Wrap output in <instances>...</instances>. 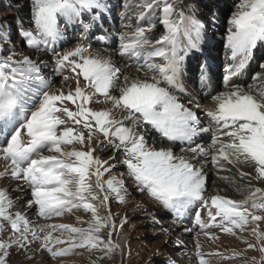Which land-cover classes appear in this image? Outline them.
I'll return each instance as SVG.
<instances>
[{
	"label": "snow or ice",
	"instance_id": "snow-or-ice-1",
	"mask_svg": "<svg viewBox=\"0 0 264 264\" xmlns=\"http://www.w3.org/2000/svg\"><path fill=\"white\" fill-rule=\"evenodd\" d=\"M122 4V26L114 31L103 29L117 7L111 0H29L27 19L21 18L16 29L19 45L13 42L11 25L0 23V178L16 181L17 191L26 194L27 209H37L44 220L80 210L91 214L87 227L31 221L27 211H13L20 198L0 187V233L11 231L7 239L0 238V264H9L12 249L31 258L46 251L60 264L79 254L78 249L100 254L92 264L116 252L123 256L124 247L112 238L117 224L109 205L113 196L123 204L129 195L125 183L111 174L116 167L112 160L121 152L119 163L136 191L178 216L195 205L207 210L208 220L197 211L195 224L213 240L218 237L210 228L233 236L249 231L255 243L237 237L247 247L228 258L264 264V187L251 182H264V71L254 73L247 86L233 82L264 43V0H238L230 13L222 37L231 61L223 77L225 90L209 93V107L195 99V90L191 96L184 93L188 61L199 56L204 57L199 81L209 86L213 34L208 26L215 18L201 19L185 0ZM157 25L163 28L159 35ZM69 29L79 33V41L58 50L61 42H69ZM94 31L101 33L97 42L116 44L117 54L125 58L123 67L107 48L93 49L88 41ZM259 67L264 70V63ZM57 77L61 84L54 89ZM153 131L167 146L148 143ZM185 144V154H175L173 146ZM98 148L114 150L117 157L104 160L96 154ZM202 159L235 192L248 195L243 200L207 196ZM232 169L249 183L219 175ZM125 223L127 216L121 230ZM248 250L258 251L259 259L245 256ZM195 255L198 264H210L198 240Z\"/></svg>",
	"mask_w": 264,
	"mask_h": 264
},
{
	"label": "rangeland",
	"instance_id": "rangeland-1",
	"mask_svg": "<svg viewBox=\"0 0 264 264\" xmlns=\"http://www.w3.org/2000/svg\"><path fill=\"white\" fill-rule=\"evenodd\" d=\"M237 2L238 0H185V3L188 4L201 19L211 20L213 17L215 18V24H210L208 26L209 33L213 34L211 46L213 48L212 51L214 56L215 54L216 56L218 55L219 46L222 44L224 45L222 37H218L217 28L218 26L223 25L222 23L225 21L224 18L228 17L229 14L235 10ZM111 3L117 5L112 14L109 15L110 21L114 22L116 14L121 10L122 5L121 2L117 0H111ZM19 6H23L22 9H19ZM28 9L29 0H0V23L11 25L14 37L13 42L17 45L21 43V39L19 35L16 34V29L20 25L21 18L25 20L27 19ZM225 30L226 28L221 29L223 36ZM162 32V26L157 25L156 34L159 35ZM94 34L95 31L93 32V35ZM78 38L79 33L76 32L73 34V30L69 29L68 33L65 35V40H68L69 42H61L58 50L70 48V44L72 42H76V39ZM263 46L264 43L259 44L257 49L254 51V55L251 60L253 69H251V72L249 68L247 73L251 72L254 74L259 65L264 63ZM194 62L193 75L195 80H198L201 57L199 56V59H195ZM215 70L216 72L218 71L221 76L223 75L222 65H219L218 67L216 66ZM220 75L219 77H221ZM60 84L61 78H55L53 88H57ZM96 154L100 155L104 160H107L110 157H117L114 150H107L102 154L96 152ZM123 158L124 154L121 152L116 159L112 160V163L115 164L116 167L111 174L118 177L125 183L129 193L127 202L123 204L119 203L113 196L109 201V205L117 224V230L113 234L112 238L114 241H119L122 236L126 235L125 239L127 247L125 248L126 250L123 256L120 252H116L110 259L105 258L103 260H99L98 264H169L170 260L175 261V264H198V258L195 255L197 240L201 245V251L206 254L205 258L210 260V264H244L243 259L228 257L231 256L233 250L240 252L247 247L246 244L237 237L243 236L245 239L255 243V239L253 236H250V232H237V235L233 236L220 232L218 228H210L208 231L214 233L218 239L213 240L209 237H205L200 227L195 225V215L197 211H200L201 218L206 220V218H208L207 210L201 209L199 205H195L178 216L174 212L162 209L161 206L146 193L141 194L135 190V183L127 174L126 167L119 163V161ZM104 178H107V174H105ZM0 187L8 188L9 194L13 197V199H16L17 197L20 198L21 203H18L17 207L14 208L13 211H27L28 217L31 221L39 220L40 223H65L76 227H87V221L91 219L90 213L80 210L75 211L74 214L71 215L53 217L49 220H44L38 217L37 209H27L26 204L23 203L26 199V194L17 191L16 181L11 180L10 178H0ZM206 195L208 196V192ZM245 197L244 193H240L235 199L243 200ZM101 211L102 214H104V210L102 209ZM149 213L155 216V222ZM125 216H127V223L123 224V228L121 230L119 225ZM260 227L264 230V222L260 223ZM164 229H167V231L165 232ZM186 231L188 232L185 233ZM58 234L59 233H54V235ZM10 235L11 231L7 230L0 233V238L7 239ZM103 235L106 237L107 232H104ZM183 237H185L184 239L186 241L181 240ZM177 241L180 243L186 242L188 246H181L180 243L178 245ZM33 247H35V245ZM76 252L79 254H71L63 258L66 264H92L93 261H97V257L100 255L99 253H90L86 249H78ZM217 252L222 255H215L214 253ZM244 255L259 259L260 254L256 250H248L247 252H244ZM42 263L60 264L58 260L51 258L46 251L38 252L35 254L34 258H31L30 253L26 255L24 252L18 253L16 249H12L9 257V264Z\"/></svg>",
	"mask_w": 264,
	"mask_h": 264
},
{
	"label": "bare ground",
	"instance_id": "bare-ground-1",
	"mask_svg": "<svg viewBox=\"0 0 264 264\" xmlns=\"http://www.w3.org/2000/svg\"><path fill=\"white\" fill-rule=\"evenodd\" d=\"M117 1H120L121 2L122 8L116 14V18H115L114 22H111L110 21V17H108V19L106 20V22L103 24V29H106L108 31L119 30V29H121V26H122V20H121L120 14L124 11V7H123V4H122V0H117ZM228 17L224 18L225 21H224V23H222L223 25H221V23H220L221 26H218V28H217V30H218L217 33L219 35L218 37H223V35H222V33H223L222 31L223 30L221 31V29L227 28V19H228ZM218 18H219V16H218ZM218 22H219V20H218ZM100 34H101L100 32L95 31V34L89 39L88 42H90L92 44V47H93L94 50H102L104 48H107L108 49V54H110L112 56V58L117 62V66L123 67L124 64H125V58H121L117 54V52H116V44L113 43L112 41H108L107 43H105V42H97L96 39H95V36H98ZM78 41H79V38L76 39V42H72L70 44V48L74 44H76ZM212 50H213V48L211 46L210 61H211L212 67L210 68V77H211V79H210V82H209V86L208 87H202L201 86L200 81H199V76H198V80H195V77L193 75V64L195 63L194 62L195 61V58H192V59H190L188 61L189 71L187 73L186 88H185V93L184 94L185 95H189V96L194 95V90H195V92H198L199 93V95H196L195 96V99L198 100L204 107L212 106L211 105V102H210V95H209V93H211V95H215L217 92L224 91L225 90L224 89V85H223V77L225 75V69L228 67V66L226 67V65L227 64L229 65L231 63V61L228 60V62L224 65L226 68L223 69V75L221 76L219 74V72L218 71L216 72V70H215V68H216L215 56H214V53H213ZM37 55H39V54H37ZM200 57H201V63H203L204 62V57L203 56H200ZM249 68H250V71H251V69H253V64L251 63V61H250L249 65H248L247 69L245 70L244 74L242 76L238 77V78H234V81L233 82L234 83H237V84H243L245 86H247L248 84H251L253 82L252 81L253 74L251 73L252 71L250 73H247V70H249ZM254 68H255V66H254ZM261 71H262V69L260 67H258V69L255 71V73L256 72H261ZM219 75L221 77H219ZM176 94L177 95H180L179 92H177ZM100 99H102V97ZM92 107H94L96 109H100V108H103V107H110V105L93 104ZM200 115H201V117H203V111L200 112ZM205 123H207V121H205ZM99 139H103V137L100 136ZM148 143L149 144L150 143H152V144L155 143V146L156 147L167 146V144H168V142L166 140H164L163 138H161L159 136V134L156 133L155 131H153L151 133V136H150V138L148 140ZM204 143H206V144L207 143H210V138L208 137V134H206V139H205ZM94 144H95V142H94ZM173 147H174L175 154L181 155V154H185V153L182 152V149L183 148H186L187 145L186 144L185 145H178V146L177 145H174ZM107 150H109V149H106V148L105 149H99L98 148L97 149V152L102 154V153L106 152ZM45 154H47V153H45ZM200 163L206 165V171H207V185L206 186H207L208 196H211V195H214L216 193H219L221 195H227V196H229L232 199L237 198V196L240 193L235 192L233 190V188L228 184L227 181H224V180L220 179L218 177V175H217L216 170L214 168H212L211 164L207 160L202 159L200 161ZM197 166H200V165L198 164ZM3 169H4V162L3 161H0V171H3ZM241 169L243 171H245V172H252V169H251V167L249 165H242L241 166ZM219 175H221V176H223V175H232V176H235L236 179L240 183H242V184L249 183L248 180H240L239 176L236 174V170L235 169H232L231 172H221V173H219ZM251 182L253 184H256V186L264 187V182H256V181H251ZM244 195L247 196L248 193L245 192ZM206 220H208V218H206ZM163 224H165V223H163ZM188 231H186L185 233H187ZM176 235H178V234H176ZM125 236H122L120 238V240L118 241V242L121 243V245H122V247H124V249L127 247V242H126ZM250 236L252 237L251 234H250ZM184 238L185 237H183L181 240L182 241H186ZM180 245L181 246L182 245H185L186 247L188 246L186 242L185 243L184 242H181Z\"/></svg>",
	"mask_w": 264,
	"mask_h": 264
}]
</instances>
